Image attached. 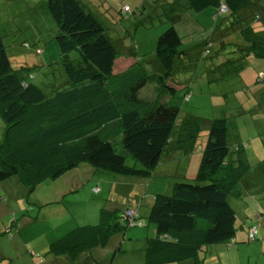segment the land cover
<instances>
[{"label": "trees", "instance_id": "trees-1", "mask_svg": "<svg viewBox=\"0 0 264 264\" xmlns=\"http://www.w3.org/2000/svg\"><path fill=\"white\" fill-rule=\"evenodd\" d=\"M42 1L54 20L65 76L45 82L46 76L34 75L27 66L15 68L0 32V115L5 122V137L0 145V190L2 182L13 176L32 190L74 166L88 163L115 174L119 192L129 195V190H136L139 200L134 197L132 207L120 212L103 203L96 224L77 226L51 242V253L65 254L71 262L88 252L82 264H101L89 249L138 226L144 210L149 212L154 234L142 236V264H205L209 246L229 243L236 236V210L229 197L241 194L240 181L247 167L243 146L230 143L227 119L206 120L207 132L193 175L187 172L189 169L182 171L185 162H166L164 155L175 137L182 110L140 97L150 75L139 64L113 75L120 49L109 35L110 30L129 13L142 15L150 5L148 0H143L136 10L128 5L116 10L107 0ZM86 1L94 2L95 8ZM189 3L196 11L214 7L219 17L235 15L236 32L245 37L236 44L240 59L264 58V0ZM223 7L225 10H221ZM242 22L246 27L238 29ZM212 39L204 43L206 54L214 46ZM231 39L219 44H230ZM181 46V36L171 24L158 36L155 46L161 90L172 97L176 88L171 77L183 52ZM73 51L78 52V57H72ZM36 52L44 54L39 47ZM38 76L43 77L39 82ZM193 119L196 116L189 117L182 126L195 144L196 134L190 128L198 126L193 125ZM182 134L178 141L186 142L185 132ZM117 146H122L121 152ZM167 164L170 165L161 176L174 177L167 181L171 189L163 186L155 192L151 180L157 168ZM170 167H174L173 173ZM94 190L99 192L100 187ZM131 209L137 210L134 224L127 214ZM257 228H250V241L256 239ZM28 254L31 260L37 258L34 264H49L35 251ZM117 264H123V260Z\"/></svg>", "mask_w": 264, "mask_h": 264}, {"label": "rangeland", "instance_id": "rangeland-1", "mask_svg": "<svg viewBox=\"0 0 264 264\" xmlns=\"http://www.w3.org/2000/svg\"><path fill=\"white\" fill-rule=\"evenodd\" d=\"M142 1L107 0L116 10L124 5L136 10ZM148 2L150 5L142 11V15L129 13L115 25V29L110 30L109 35L120 49L113 75L139 64L152 78L149 81L151 84L142 90V96L154 98L157 94L153 75L159 65L155 55L157 38L170 25L168 17L175 10L183 15L176 29L182 39L181 49L186 50L184 57H188L189 62L176 61L171 82L176 88L172 104L196 116L193 125L198 126L190 128L196 134L195 143L200 141L194 150L189 149V161H186L188 172L193 174L199 163L198 146L205 139L206 120L217 117L227 119L230 143L243 146L247 164L240 181L241 194L229 197L230 204L236 210V236L229 243L209 246L205 264H264V58L240 59L235 48L245 37L236 32L235 25L229 33L233 37L232 43L226 45L229 53L220 48L223 31L214 29L222 21V16L218 14L213 16V12L202 11L187 15L183 0H172L171 4L166 0ZM85 3L95 8L94 2ZM54 27V20L42 0H0V32L14 67L27 66L34 75L41 73L46 76L45 82L62 80L65 76ZM228 31L225 30V33ZM217 32L220 37L210 48L211 53L206 54L204 43ZM37 47L43 49V55L36 52ZM71 55L76 58L78 52L73 51ZM184 66L188 68L184 69ZM41 79L43 77L38 76L36 80L39 82ZM158 90L162 96L157 95L161 99L155 100L169 104L167 92ZM4 137L5 122L0 115V145ZM117 148L121 152L122 146ZM166 167L157 168L151 180L155 192L164 189L167 181L174 178L164 179L161 176L165 174ZM170 170L173 173L174 167H170ZM116 177L113 173L81 163L32 190H28L18 176L3 181V196L7 202L0 199V264H34L37 258L32 257L31 260L27 249L39 253L45 261L56 258L61 264H82L87 253L83 252L82 257L71 263L65 254L51 253L49 245L77 226L96 224L103 203L108 208H119V212L132 207L133 198L140 196V193L123 195L118 190ZM97 186L100 187L99 192L94 190ZM10 192L12 195H8ZM148 213L142 210L138 226L115 234L112 242L111 239L104 240L89 250L100 258L101 264H117L121 260L123 264H142L140 256H143L144 243H141V239L154 234V225L149 222ZM134 215L137 216V210H134ZM259 215L262 216L261 220ZM251 227H258L254 241L249 240ZM7 254H12L13 259L6 257Z\"/></svg>", "mask_w": 264, "mask_h": 264}, {"label": "crops", "instance_id": "crops-1", "mask_svg": "<svg viewBox=\"0 0 264 264\" xmlns=\"http://www.w3.org/2000/svg\"><path fill=\"white\" fill-rule=\"evenodd\" d=\"M174 1H178V0H174ZM184 1V3H185V10H186V13L185 14H187V15H190L189 14V12H195V13H200V12H202V11H196V10H194L192 7H191V5H190V3H189V0H183ZM169 3V4H171L172 3V0H167L166 1V3ZM180 2V1H179ZM203 11H206V12H213V16L214 15H216L217 14V12H218V10H217V8H214V7H208V8H206L205 10H203ZM183 19V15H180V14H178V12L175 10L174 12H173V15L172 16H169L168 17V21H169V23L171 24V25H174V26H176V24H178L181 20ZM235 21H236V19H235V15L234 16H227V15H225L224 14V16H222V21L220 22V24L216 27V28H214V29H216V31H223V39H222V41H224V39H231L232 38V36L229 34L230 33V30H232V29H234V25H233V23H235ZM238 23V22H237ZM236 23V24H237ZM235 24V25H236ZM245 22H242L241 24L239 23V25L240 26H238V29H243V28H245L246 26H245ZM236 27H237V25H236ZM176 28H177V26H176ZM178 29V28H177ZM227 29H229V31L227 32V33H225V30H227ZM220 37V34H218V32H217V34H215L214 36H213V39L212 40H214V45L217 43V40H218V38ZM220 48H223L225 51H226V53H229V51H228V47H226V45L225 46H223V45H220ZM239 46H237V48H235L236 50H237V52H238V54H239ZM185 52H186V50H183V52H182V54L180 55V57H179V62H181L182 60L184 61V62H189V58L188 57H184V55H185ZM228 58H231V56H229ZM237 60V59H236ZM181 63H183V62H181ZM155 64H158L157 62L155 63ZM186 68H188V67H185L184 66V69H186ZM156 69H157V71L159 70V65H157L156 66ZM174 73H175V71H174ZM158 74H155V75H153V79L154 80H156V83H155V93L157 94V95H160V96H162L161 94H160V92H159V90L158 89H161V86H160V82H159V78H158V76H157ZM152 80V78L150 77L149 79H148V82H147V84L141 89V91H140V97L143 99V100H145V101H152V100H157V99H161L160 97L159 98H157V95L153 98V97H143L142 96V90L146 87V86H148V85H150L151 83H149V81H151ZM158 88V89H157ZM144 96H146V95H144ZM187 96V98H188V95H186ZM167 98L169 97V104H172V95H170L169 93H167V96H166ZM155 100V101H156ZM192 116V114L191 113H188V112H185V111H181V113H180V120H179V122H178V125H177V129H176V133H175V137L173 138V140L171 141V143L169 144V146H168V148H167V151H166V153H165V160H166V162H174V161H176V163H181V162H185L184 164H185V167H184V170L182 169V171H187L188 169H187V165L188 164H186V161H189V155H188V153H189V149L191 148L192 150H194V148L197 146V143L200 141V139L197 141V143H195V144H193V141H192V139L190 138V136H189V134H188V132L187 131H185L186 133H187V135H186V137H187V140H186V142H179L178 141V139L179 138H181L182 136H183V130L184 129H182V125H183V123L185 122V119H187V118H189V117H191ZM191 122V121H190ZM182 126V127H181ZM183 139V138H182ZM192 141V142H191ZM193 147V148H192ZM199 148H200V146H198ZM188 149V150H187ZM187 150V151H186ZM198 154H200V153H198ZM163 159V158H162ZM168 165H167V167H166V170L168 169ZM196 169H197V167L195 168V171H196ZM165 170V171H166ZM195 171H193V173L195 172ZM177 172H179V171H177ZM188 172V171H187ZM184 174V173H183ZM193 175V174H192ZM12 178V177H11ZM116 180V182L119 180V178H116L115 179ZM166 187L165 188H167V190L169 191L170 189H171V183L170 182H168L167 183V185H165ZM5 189V186H3V185H1V197H0V199L1 200H3V201H5V202H7V199H6V197L5 196H3V190ZM8 191V190H7ZM134 190L132 189V190H129L128 192H129V195H131L132 194V192H133ZM9 192V191H8ZM134 194L136 195V194H138V192L135 190V192H134ZM8 195H12V193L10 192ZM136 199H138L139 198V196H137V197H135ZM1 202V201H0ZM0 204H2V202L0 203ZM111 242H112V240H111ZM27 246H25V249H27L26 248ZM5 249V248H4ZM6 250V249H5ZM27 251H31V250H28L27 249ZM85 253H87L88 254V252H85ZM11 255L12 254H7L6 255V257H9V258H13V257H11ZM84 255V253H82L81 255H80V257H82ZM3 258V257H2ZM56 259V258H55ZM49 260L48 261V263L49 264H58L57 263V259L56 260ZM58 262H60V261H58Z\"/></svg>", "mask_w": 264, "mask_h": 264}, {"label": "built area", "instance_id": "built-area-1", "mask_svg": "<svg viewBox=\"0 0 264 264\" xmlns=\"http://www.w3.org/2000/svg\"><path fill=\"white\" fill-rule=\"evenodd\" d=\"M125 10H128V7H125ZM221 10H225V8L223 7ZM127 214H128V216H129V218L132 220V224H134V222H133V218H134V210H129L128 212H127Z\"/></svg>", "mask_w": 264, "mask_h": 264}]
</instances>
